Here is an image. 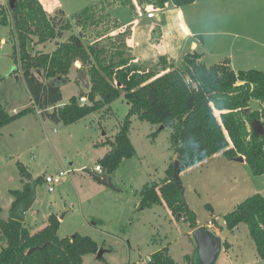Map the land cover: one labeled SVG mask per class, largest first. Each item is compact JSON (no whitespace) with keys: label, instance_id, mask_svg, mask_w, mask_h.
<instances>
[{"label":"rangeland","instance_id":"obj_1","mask_svg":"<svg viewBox=\"0 0 264 264\" xmlns=\"http://www.w3.org/2000/svg\"><path fill=\"white\" fill-rule=\"evenodd\" d=\"M102 2L104 0H68L69 4L64 7L68 21L85 8L94 6L93 24L82 21L83 26L78 27L71 21L72 29L61 39L41 46L33 38L31 55L51 53L55 43L65 42L70 35H80L85 46L104 48L106 55L124 49L130 57L125 41L132 12L155 14L156 11L150 6L142 9L137 5L130 10L113 2ZM82 4L87 5L79 7ZM7 5L8 0H3L4 10ZM172 5L170 0L167 7ZM14 47L11 25H0V104L10 115L33 109ZM211 60L205 58L206 66L217 64ZM81 66V62L76 61L72 66L76 71L71 70L61 84L60 106L68 104L71 97L77 98L80 105L90 104L89 89L82 88L78 79L77 71ZM86 79L89 82L88 77ZM79 95L83 102L79 101ZM262 105L251 100L249 108L259 111L264 108ZM128 109L127 102L120 96L73 124L43 121L38 113L30 110L2 127L0 222L8 220L15 199L12 192L21 190L22 182L28 181L21 173L24 171L30 180H38L36 199L26 213L24 228L34 234L44 228L48 215H56L60 220L58 238H70L75 234L88 237L103 251L98 259L96 254L85 255L83 264H143L164 248L176 264H186V258L190 264H200L189 221L177 219L164 204L140 205L145 186L162 183L168 178V168L173 167L175 157L170 147V128L159 130L157 126L132 117L128 137L134 156L108 175L113 188L93 179L99 177L94 174V167L99 166L110 150L109 143L114 142ZM233 161L221 155L180 172L184 200L194 215L196 226L204 227L221 240L214 264H264L257 256L245 224H239L232 231L225 226L224 216L245 199L258 192L264 197V176H254L247 164ZM63 171H69L68 175L49 193L43 179ZM101 175L107 174L103 171ZM3 245L0 234V249Z\"/></svg>","mask_w":264,"mask_h":264},{"label":"trees","instance_id":"obj_2","mask_svg":"<svg viewBox=\"0 0 264 264\" xmlns=\"http://www.w3.org/2000/svg\"><path fill=\"white\" fill-rule=\"evenodd\" d=\"M170 0H104L133 10L147 6L161 10ZM174 6L190 5L194 0H171ZM0 5V25H11L15 38V53L20 62L21 76L31 97L33 109L8 114L0 104V129L28 111L39 114L54 124H73L85 115L98 111L104 104L122 98L129 106L125 119L109 143L110 150L100 160L99 167L107 175L127 159L134 156L128 137L131 118L136 117L151 125L170 128V147L182 172L216 154L234 160L241 156L254 176L264 175V134L255 136L251 124L258 122L264 131V109L252 111L251 100L264 104V72L259 70L230 69L229 60L206 66L197 53L183 58L182 68L168 67L160 58L152 69L133 62L124 49L106 55L104 48L85 46L80 35H70L65 42L55 43L51 53L31 55L27 42L34 45L59 40L73 27L62 11L50 17L38 0H17L14 8ZM85 8L72 17L75 26L92 20V9ZM9 15V16H8ZM9 18V20H8ZM76 61L81 62L78 79H89L87 93L90 104L80 105L71 97L68 104L58 106L62 100L60 86L67 80ZM85 93V92H84ZM82 95V94H81ZM79 95L78 98L81 97ZM100 99H96V97ZM22 170V168H21ZM22 190L13 191L14 202L28 198L30 178ZM168 178L157 190V184L145 186L141 193L142 206L164 204L177 219L190 222L197 228L194 215L187 207L183 190L172 180L173 167ZM38 183V180H37ZM225 226L232 231L245 224L255 244L257 256L264 260V197L255 194L224 216ZM59 221L51 215L46 226L30 234L23 223L8 219L0 222L4 245L0 249V264H83L85 255L97 253L96 244L88 237L77 234L70 238L57 237ZM35 249L31 254L28 251ZM143 264H176L166 248L153 253ZM186 264H190L186 258Z\"/></svg>","mask_w":264,"mask_h":264},{"label":"crops","instance_id":"obj_3","mask_svg":"<svg viewBox=\"0 0 264 264\" xmlns=\"http://www.w3.org/2000/svg\"><path fill=\"white\" fill-rule=\"evenodd\" d=\"M38 1L48 16L53 17L62 11L66 18L64 7L69 4L68 0ZM169 3L163 9L155 10L153 19H147L144 12H132V20L127 24L130 31L125 42L135 64L154 67L163 58L168 67L180 69L183 58L195 52L200 55L199 61L204 65L207 57L217 64L228 59L230 69L234 72L247 69L264 72V0H194L184 7H167ZM0 5L3 6V0H0ZM71 70L76 71L73 68ZM43 121L50 122L46 119ZM221 155L219 153L213 157ZM241 164L245 165L246 162L243 160ZM163 184H157L156 190ZM256 194L262 195L261 192ZM51 215L57 217L54 214L48 217Z\"/></svg>","mask_w":264,"mask_h":264},{"label":"water","instance_id":"obj_4","mask_svg":"<svg viewBox=\"0 0 264 264\" xmlns=\"http://www.w3.org/2000/svg\"><path fill=\"white\" fill-rule=\"evenodd\" d=\"M17 0H8V6L10 8H14L15 3ZM27 50L28 53L32 52L31 49V42H27ZM80 83L82 88L85 90L89 89V82L86 79V76L80 78ZM163 126L159 127V130H162ZM251 129L255 136H261L264 134V131L261 125L258 122H253L251 124ZM243 157L239 156L234 161L242 163ZM181 164L179 161L175 160L173 164V176L172 180L175 185L182 188L179 182V174L181 171ZM93 179L100 185L105 186L107 188H113L111 184V179L108 175H101L99 177H93ZM36 185L37 180L30 181V193L27 199L21 201L13 208L10 213L8 219L17 221L19 223H24L25 214L29 211L32 207L33 203L36 199ZM192 237L196 242L197 245V254L199 257L200 264H214L216 257L220 251L221 247V240L216 236H212L204 227H198L192 231ZM35 249H31L28 251V254H31ZM103 253L102 250H97L96 258H100L101 254Z\"/></svg>","mask_w":264,"mask_h":264},{"label":"built area","instance_id":"obj_5","mask_svg":"<svg viewBox=\"0 0 264 264\" xmlns=\"http://www.w3.org/2000/svg\"><path fill=\"white\" fill-rule=\"evenodd\" d=\"M146 18L147 19H153V18H155V14L153 12H148V13H146ZM79 101L80 102H83V99L80 98ZM94 171L97 172L99 174V176L102 173V169L99 166H96L94 168ZM68 173H69V171H63V172H60V173H58V174H56L54 176H47V177H45L43 179V181L47 185V191L49 193L53 192L54 191V187L57 186L58 184H60L61 181L63 180V177L64 176H67ZM147 261H149V258H148Z\"/></svg>","mask_w":264,"mask_h":264}]
</instances>
